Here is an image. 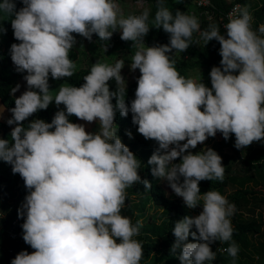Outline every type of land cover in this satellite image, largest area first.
<instances>
[{
	"label": "clouds",
	"instance_id": "obj_1",
	"mask_svg": "<svg viewBox=\"0 0 264 264\" xmlns=\"http://www.w3.org/2000/svg\"><path fill=\"white\" fill-rule=\"evenodd\" d=\"M138 2L143 7V0ZM16 3L0 0V12L11 18L19 41L11 45L10 55L16 71L27 73V90L9 109L7 124L15 127L11 143L0 138V160L12 166L28 190L18 216L24 219L23 240L34 251H20L11 264H140L142 242L133 237L142 224H133L121 210L126 189L143 184L150 190L152 185L139 175L141 161L114 130L117 112L122 117L131 112L138 133L157 143L148 160L152 176L166 180L189 209L203 201L199 215L174 222L170 251L180 264L215 260L210 245L232 240L229 218L236 208L216 190L200 194V181H223L222 157L211 148L195 154L190 149L217 132L225 140L234 134L237 149L264 140V37L252 29L247 7L236 5L229 13L225 36L215 24L201 31L194 15L180 10L173 15L164 0H157L153 23L169 34V43L148 47L143 46L150 29L148 9L125 16L115 0H19V10ZM117 30L121 40L138 48L130 64L140 72L130 107L120 87L125 84L122 60L114 66L96 61L81 86L64 82L53 96L49 76L61 80L74 74L76 65L69 58L77 43L73 34L90 42L93 34L109 41ZM196 32L205 45L213 39L220 45V66L209 73L211 87L180 75L168 55L187 50ZM259 32L264 33V25ZM110 80L116 82L115 91H110ZM19 89L17 84L11 94ZM53 101L64 109L51 123L34 119L23 125ZM70 116L98 122L99 131H86ZM177 158L180 162L174 163ZM193 226L196 231L190 233ZM190 234L200 242H186ZM224 251L235 260L239 247L232 241Z\"/></svg>",
	"mask_w": 264,
	"mask_h": 264
},
{
	"label": "trees",
	"instance_id": "obj_2",
	"mask_svg": "<svg viewBox=\"0 0 264 264\" xmlns=\"http://www.w3.org/2000/svg\"><path fill=\"white\" fill-rule=\"evenodd\" d=\"M188 0H180L179 3H176V0H164V5L175 15L176 10L183 11L186 14H190V9L188 6L184 5V2ZM256 0H235L233 4H227L225 0H213L215 9L212 10V13L218 17L221 14L227 13L230 8L234 4H241L249 8L255 7ZM145 2L149 3L151 6V13L148 18V26L150 27L149 32L143 38V43L148 46H158L169 43V34L165 33L162 28L157 29L154 25L155 13L157 11V0H145ZM259 3L261 7H259ZM255 13L253 16L257 18V22L252 24V29L256 31L257 35H259V23L264 18V0H259L257 3ZM23 5L19 3L17 0L16 8L19 10ZM217 25V23H213ZM210 24L205 20L201 21L200 30H206ZM6 29L4 34L6 35L4 47L0 49V102L5 107L7 112L9 113V118H11V112L9 109L15 106L14 100L15 95L11 94V89L14 88L18 84L19 74L13 68V62L11 60L10 49L13 43H19V41L15 40L13 35V30L11 26L5 24L3 27ZM221 35L223 33L220 31ZM78 42L80 36L77 34H73ZM193 43L189 46L187 50L184 52H180L182 59L178 61L174 66L180 75L185 78L189 77L190 71H201L205 73L208 77L210 70L213 66H220L221 56L219 55L220 45L219 42H216L217 47L209 48V45L206 44L198 32L193 33ZM196 41H199L198 43ZM218 48V49H217ZM137 51V47L132 45L130 46L129 52L135 54ZM69 58L76 65L74 69V74L70 78H62L59 81H63L69 83L73 86L79 87L84 83L83 77L87 75L90 69L85 68H77V62L79 59L78 53L72 48L69 53ZM235 74H238L235 73ZM54 79L49 76V85L51 86ZM110 91H115L117 88L116 82L114 80H110L109 82ZM121 88L126 89L125 101L129 105L131 101L135 98V90L137 87V81L128 85L127 87ZM211 87V84L208 85ZM116 100L113 98L112 103L115 104ZM53 109L47 108L46 110H39L34 113L32 116L27 118L23 123L25 127L30 123V121L34 119H43L45 122L51 123L53 119ZM8 118V119H9ZM114 124L116 128L117 135L124 140L127 137V133L132 129H137V125L132 123V114L129 112L127 117H122L119 112L116 113ZM15 125L9 126L7 122H0V132L1 138L5 140H9L11 143L10 133L12 128ZM140 143L145 145L144 141H139L138 144H132L129 149L134 153L136 152ZM235 144V140L232 135L228 140L223 139L221 148L233 147ZM158 147H155L150 150L143 151V155L145 156L146 165H145V174L142 176V179L148 180L152 187L150 190H145L143 184H135L132 187H129L127 192V198L125 201V206L121 210V215H125L126 217L135 218L136 213L144 214L146 213V205H153L157 209L161 210L162 216L165 217V221L163 222V226L161 229H158L160 233L153 232L156 237L151 238L152 240L146 241L142 244L143 248V257L140 261V264H146L149 260L154 257L156 253H161L166 257L167 264H171L176 261L178 256L176 253H172L170 251L172 244L175 241V237L172 234V230L174 227V222L182 219L185 216H195L193 209H189L184 204L183 200L175 199L169 197L163 189L162 179L155 178L151 174V165L148 164V160L150 156L156 151ZM225 167L224 179L223 181L219 180H203L199 183L200 194L211 190H216L220 192L222 195L226 188L230 186H237V189L227 197L229 203L234 204L236 211L231 218V224L233 227V235L232 240L228 242H213V246L211 249L213 252H217L221 255L230 256L227 252L221 253L218 250L219 246H223L227 248L232 241L239 247L238 253L242 256L245 255V252L250 250L253 252L254 264H260L256 261V257H260V259L264 260V233H262V223L256 220H246L243 218L239 211L249 209V205L252 204L253 200L256 199L258 194V189H249L245 184L247 181H251L253 178L247 177L237 179L232 172V164L228 163ZM264 168V167H263ZM264 183V182H263ZM262 186L264 187V184ZM0 194H3L2 200L5 207V210L8 212L7 216L4 218L0 217L2 229L0 230V248L3 247L4 242L7 240L4 239L5 229H7L11 222H13L16 218H18V210L21 208L24 203L25 196L28 194V190L25 188L24 181L20 177L19 174H13L12 166L2 160H0ZM136 198L137 202L132 201L131 199ZM13 200L16 201V205H13ZM264 202V200L262 201ZM129 203V204H127ZM11 210V211H10ZM1 214V213H0ZM19 231H22V227L18 228ZM196 231L195 227L190 230L191 232ZM198 235V233H197ZM186 242H200L198 240H193L191 234L188 237ZM8 246H10L9 251L7 252L6 260L4 264H7L8 258H15V256L23 250L29 252L27 247H19L17 244H12L7 242ZM10 250L13 252L10 253Z\"/></svg>",
	"mask_w": 264,
	"mask_h": 264
},
{
	"label": "rangeland",
	"instance_id": "obj_3",
	"mask_svg": "<svg viewBox=\"0 0 264 264\" xmlns=\"http://www.w3.org/2000/svg\"><path fill=\"white\" fill-rule=\"evenodd\" d=\"M115 2L119 5L121 11L125 16H127L130 13L139 14L144 9H148L149 13H151V6L149 3L145 2V0H143V7L140 6L138 0H115ZM179 2L178 0H176V3ZM258 2L259 0L255 1L256 3L255 7L251 8V10L249 11V13L252 16L255 13V9L258 6L257 4ZM189 6L193 7V2H190ZM10 19L11 18H9L6 14L0 12V24H2L3 27L5 26V24L11 26ZM263 25H264V21H263ZM120 35H121L120 31L117 30L116 32L113 33L109 41L107 40L101 41L99 40L98 36L93 34L91 42L86 38L80 36L78 42L73 47L74 50L79 55L77 68L91 69L92 65L96 61H100L102 63H106L108 65L114 66L117 61L122 60L124 62V67L121 70V75L125 80V84H121V86L127 87L128 85L136 82L138 77L140 76L139 69H136L135 71H132L130 69V64L132 62V57L134 56V54L129 52V49L133 42L121 40ZM5 38L6 35L4 33H0V49L4 47ZM216 42L218 41L213 39L212 41H209L207 44L209 45V48H213V47L216 48L217 47ZM143 46H148V45L144 44ZM168 55L171 56L172 59L174 60L175 62L174 65L182 59L180 52H175V50H173L171 53H168ZM13 68L16 71L14 65ZM17 73L20 75L18 78V84L20 85V89L15 93V97H18L25 90H27L26 81L23 79L24 75H26L27 73H20V72ZM189 77L197 82L201 80V82H203L206 86L211 84L210 77H208L205 73L201 71H190ZM62 83L64 82L59 80H53L50 86V90H53L52 91L53 96H55L58 87ZM49 108L53 109L54 111L53 116H54L56 111L63 110L64 106L60 105L58 108L55 104V101H53L52 103H50ZM0 113H2V117H0V122L6 123L9 118V113L7 112V110L2 105L1 102H0ZM69 120L70 122L73 123L84 124L86 131L90 133H95L99 131L98 122L88 123L85 121L78 120L75 116H70ZM130 132L132 134V137L129 138V136L127 135V137L124 140H122V142L126 146H130L135 143L138 144L139 141L145 142L144 146L142 143H140L136 152H134L135 156L141 161V168L138 171H139V175L142 177L145 174V165H146V160H145L146 158L143 155L144 154L143 151L153 149L155 147H158V145L154 140H146L142 135L138 133L137 129H132ZM232 137L235 140L234 134H232ZM0 138H1V132H0ZM223 139L224 138L222 134L220 132H217L215 137H209L203 144H198L195 149H190V151L193 154H195L206 148H211L215 150L222 157L223 166H226L228 163L232 164V172L237 179H241L245 177H247L248 179L249 177H252L253 179L249 182L247 181V183L245 184L249 189L254 188V189H258L259 191L256 199L253 200L252 202V206L263 205L264 203H262V201L264 198V191H263L264 187L262 186V183L264 182V168H263L264 140L259 142H253L250 146L246 148L237 149L235 148V146H233L223 149L221 148ZM179 162H180L179 158H177V160L174 161V163H179ZM182 180L183 178L181 177V182ZM162 186L164 191L169 197L183 200L182 197L175 195V193L169 187L168 182L164 179H162ZM236 189H237L236 185L230 186L225 189L222 195L227 198ZM128 190L129 188L126 189V193L128 192ZM2 196L3 194H0V213H1L0 215L7 216L8 212L5 210L4 204L2 203L3 202ZM131 200L137 202L136 198H133ZM199 203L200 205H198L195 209H193L195 216L199 215L203 208L202 206L203 201L201 200ZM13 205L14 206L16 205V201L14 200H13ZM145 209H146V213H144L143 215L140 213H136L134 215L135 218H131L133 224H135L136 221H140L142 224L140 228V234L138 236L133 237V239L142 242V244L146 241L152 240L151 238L156 237L155 234H153V232H158L159 234L160 231H158V229L162 228L163 222L165 221V217L161 215L162 214L161 210L157 209L152 204L151 205L147 204ZM231 218L232 216L229 219L231 220ZM2 228L3 227L1 225V220H0V230ZM3 242L4 245L3 247L0 248V264H4L7 258L6 254L10 249V246H8L7 242L6 243L5 241ZM211 246H213V243L210 245V247ZM215 253H216L215 260L206 261L205 264H254V259H253L254 254L250 250L245 252L244 256L238 253L235 260H233L231 256H227L226 254L225 255L219 254L217 250ZM12 259L14 258H8L7 264H11ZM146 264H167V260L166 257L161 253H156L154 257H152L149 260V262ZM171 264H180V261L177 258L176 261L172 262Z\"/></svg>",
	"mask_w": 264,
	"mask_h": 264
},
{
	"label": "built area",
	"instance_id": "obj_4",
	"mask_svg": "<svg viewBox=\"0 0 264 264\" xmlns=\"http://www.w3.org/2000/svg\"><path fill=\"white\" fill-rule=\"evenodd\" d=\"M188 1H185L184 5L189 7V9L191 11L190 14L194 15L198 19L199 24H201L202 20H205L209 24L217 23L220 31L225 36H226V29L223 26L225 23L228 22L229 13H231L233 11V9L236 7V5H240L241 7H246V6H243L241 4H234L227 13L221 14L218 17H216L212 13V10L215 9L213 0H191L189 2ZM234 1L235 0H225V2L227 4H233ZM190 2H193V7L189 6ZM259 7H261L260 3H259ZM247 9L249 11L248 7H247ZM257 9H255V10H257ZM251 17H252V21H251V26H252V24L254 22H257V18H255L252 15H251ZM263 21H264V18L262 21H260L259 28L261 25H263ZM259 35L264 37V33L259 32ZM263 191H264V189H263ZM263 200H264V198H263ZM262 203H264V202H262ZM239 214H241L243 216V218L246 220H256V221H259L260 223H262V233H264V204L259 205V206H252V204H250L249 209L239 211ZM0 217L4 218L5 215H0ZM23 222H24L23 218H20V217L16 218L13 222H11L10 226L7 229H5L4 237H5V240H7V242H10L12 244H17L19 247H27L29 250V253H31L34 250L24 242L23 232L18 230V228H20L22 226ZM224 249H225V247H223V246L219 247V251L221 253H226L224 251ZM12 252L13 251L10 250V253H12ZM256 261L259 262L260 264H264V260L260 259V257H256Z\"/></svg>",
	"mask_w": 264,
	"mask_h": 264
}]
</instances>
